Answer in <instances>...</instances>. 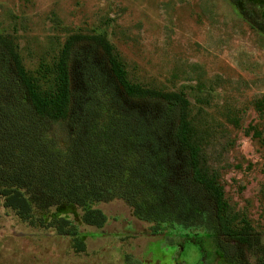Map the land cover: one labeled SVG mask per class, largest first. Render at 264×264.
I'll return each instance as SVG.
<instances>
[{
    "label": "rangeland",
    "instance_id": "374dc122",
    "mask_svg": "<svg viewBox=\"0 0 264 264\" xmlns=\"http://www.w3.org/2000/svg\"><path fill=\"white\" fill-rule=\"evenodd\" d=\"M73 32L103 33L129 83L186 96L202 166L264 245V31L229 0H0V35L44 95L55 90L58 52ZM49 136L64 148L58 127ZM91 206L105 215L100 228L71 204L34 213L70 220L85 246L74 252L69 235L28 225L0 202V264H235L201 227L162 222L153 232L122 199ZM259 256L245 251L240 264Z\"/></svg>",
    "mask_w": 264,
    "mask_h": 264
},
{
    "label": "trees",
    "instance_id": "16d2710c",
    "mask_svg": "<svg viewBox=\"0 0 264 264\" xmlns=\"http://www.w3.org/2000/svg\"><path fill=\"white\" fill-rule=\"evenodd\" d=\"M261 1V0H260ZM229 0L251 27L264 31V0ZM56 87L44 95L25 76L12 40L0 35V202L28 225L71 237L76 226L36 211L75 205L82 223L100 228L93 202L122 199L137 219L201 227L227 262L264 245L244 216L232 213L223 189L200 161L189 101L180 91L129 83L103 33L73 32L55 63ZM58 127L64 148L49 130Z\"/></svg>",
    "mask_w": 264,
    "mask_h": 264
}]
</instances>
